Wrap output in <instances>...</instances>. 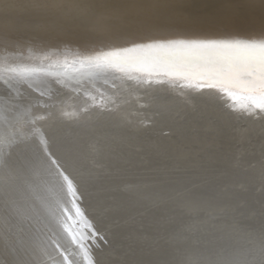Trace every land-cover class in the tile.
<instances>
[{"label":"bare ground","instance_id":"1","mask_svg":"<svg viewBox=\"0 0 264 264\" xmlns=\"http://www.w3.org/2000/svg\"><path fill=\"white\" fill-rule=\"evenodd\" d=\"M180 40L258 53L264 0H0V264H264L258 73Z\"/></svg>","mask_w":264,"mask_h":264},{"label":"snow or ice","instance_id":"2","mask_svg":"<svg viewBox=\"0 0 264 264\" xmlns=\"http://www.w3.org/2000/svg\"><path fill=\"white\" fill-rule=\"evenodd\" d=\"M148 48L160 50L162 61L177 68H191L194 65H210L212 71L231 68L234 72L243 71L253 81L257 79L258 73L260 91L264 93V45L260 46L258 53L250 45L217 40H180L168 44L148 45ZM241 48L245 49L242 61L222 55L227 50ZM128 51L136 52L137 49ZM4 147V143L0 141V150ZM45 156L49 169L54 170L57 175H62L60 170L63 165L46 152ZM63 178L72 185L69 175H64Z\"/></svg>","mask_w":264,"mask_h":264}]
</instances>
